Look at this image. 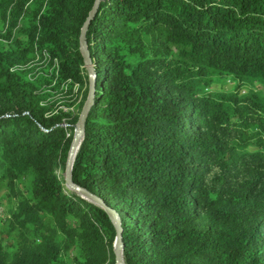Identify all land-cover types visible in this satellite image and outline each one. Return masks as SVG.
<instances>
[{"label":"trees","instance_id":"1","mask_svg":"<svg viewBox=\"0 0 264 264\" xmlns=\"http://www.w3.org/2000/svg\"><path fill=\"white\" fill-rule=\"evenodd\" d=\"M96 1L0 0V264H116L65 180ZM86 41L72 177L125 264H264V0H101Z\"/></svg>","mask_w":264,"mask_h":264},{"label":"water","instance_id":"2","mask_svg":"<svg viewBox=\"0 0 264 264\" xmlns=\"http://www.w3.org/2000/svg\"><path fill=\"white\" fill-rule=\"evenodd\" d=\"M101 0H97L96 4L93 8V10L90 12L85 25L82 29L81 33V53L84 57L85 64L87 67V70L89 72L90 76V91L88 98L83 106L82 112L80 114V118L78 123L74 126L75 129V135H74V140L71 145V149L69 152L68 156V162H67V169L65 172V180H66V186L73 192H77L79 195H81L83 198L87 199L88 201H91L95 203L96 205L100 206L103 208L106 213L108 214L109 218L111 219L116 231H117V239L115 243V255H116V264H125L124 258H123V239H122V224L121 220L117 214V212L111 208H109L105 202L99 198L98 196L92 194L91 192L87 191L86 189L80 187L79 185L75 184L73 182V177H72V170H73V163L76 157V154L81 146V143L84 138L85 134V127L87 123L88 116L90 114L91 108L94 105L95 102V88H96V72L95 68L93 65V62L91 60V56L89 53V49L87 46V41H86V34L87 30L90 26L91 20L95 16V14L98 11L99 3Z\"/></svg>","mask_w":264,"mask_h":264},{"label":"rangeland","instance_id":"3","mask_svg":"<svg viewBox=\"0 0 264 264\" xmlns=\"http://www.w3.org/2000/svg\"><path fill=\"white\" fill-rule=\"evenodd\" d=\"M0 34H6V29H4L3 31H0ZM24 38V37H23ZM0 41H5L3 38L0 37ZM48 60H44V61H41L39 58H37L35 60V63H33V65H35V71L33 72V74H39L41 73L45 68H47V65L45 63H47ZM32 80H35V77H31ZM234 83L228 81V82H218V83H215L213 85V88L215 90H225V91H230L233 89L234 87ZM77 91V90H76ZM51 93H53V98L54 99H58L59 101H62L64 102L65 100H67L66 98H64L65 96V93H62V92H59V94H55V91L54 90H51L50 91ZM75 99V97H74ZM80 102V99L79 101ZM64 104V103H63ZM65 110H69V111H72L74 113H77L78 112V107H71V108H67V107H64ZM3 193L1 194L0 196V206L4 209V214H3V217L0 216L1 219H4L8 214H9V210H10V206H15V203L14 201H12V203H10L7 199H5L4 197L2 198ZM4 224V220H0V226H2Z\"/></svg>","mask_w":264,"mask_h":264},{"label":"built area","instance_id":"4","mask_svg":"<svg viewBox=\"0 0 264 264\" xmlns=\"http://www.w3.org/2000/svg\"><path fill=\"white\" fill-rule=\"evenodd\" d=\"M4 209L0 206V216L3 217Z\"/></svg>","mask_w":264,"mask_h":264}]
</instances>
